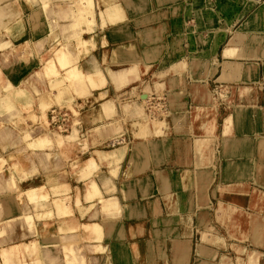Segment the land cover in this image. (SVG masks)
<instances>
[{
    "label": "crops",
    "instance_id": "crops-1",
    "mask_svg": "<svg viewBox=\"0 0 264 264\" xmlns=\"http://www.w3.org/2000/svg\"><path fill=\"white\" fill-rule=\"evenodd\" d=\"M80 2L0 0V250L12 264H264V0ZM150 98L165 114L146 129ZM54 107L72 115L69 158L36 147Z\"/></svg>",
    "mask_w": 264,
    "mask_h": 264
},
{
    "label": "bare ground",
    "instance_id": "bare-ground-1",
    "mask_svg": "<svg viewBox=\"0 0 264 264\" xmlns=\"http://www.w3.org/2000/svg\"><path fill=\"white\" fill-rule=\"evenodd\" d=\"M17 1V0H16ZM81 2H80V7L82 8V10H81V13H82V11H84L83 13H89L87 10H85V7H87V8H89L90 7V0H80ZM94 3V2H93ZM82 4H86V6L85 5H82ZM92 6V5H91ZM94 8H95V6H94ZM87 11V12H86ZM82 13V14H83ZM91 14V13H90ZM85 16V15H84ZM83 18V17H82ZM89 19H90V17H89ZM98 19V18H97ZM52 20V19H51ZM85 20H87V19H85ZM40 23V22H39ZM84 24V23H83ZM102 24V23H101ZM57 26V25H56ZM103 26V25H102ZM39 28V27H38ZM98 28V27H97ZM3 29V28H2ZM79 29V28H78ZM102 29V28H101ZM97 30V29H96ZM6 33V32H5ZM34 33V32H33ZM46 35V34H45ZM74 35V34H73ZM76 36V35H75ZM79 38V37H78ZM67 40H69V39H67ZM85 40V39H84ZM81 43H83L82 41H81ZM73 44V43H72ZM92 44V43H91ZM94 44V43H93ZM66 46V45H65ZM93 46V45H92ZM65 49V48H64ZM120 49V48H119ZM56 51V50H55ZM31 52V51H30ZM41 53H43V52H41ZM67 55V54H66ZM10 56V55H9ZM41 56V55H40ZM67 57V56H66ZM55 59L58 61V62H60L59 63V66L61 67V68H63V67H66V65L68 64L66 61H64L65 60V57H64V53L62 52V50H57L56 52H55ZM96 60V59H95ZM15 64V63H14ZM40 64V63H39ZM42 65V64H41ZM74 65V64H73ZM68 66V65H67ZM86 69V68H85ZM43 70V69H42ZM87 70V69H86ZM36 71V70H35ZM45 72H46V74H51V75H56L55 74V72H54V70H53V64H52V61L51 60H49L47 63H46V67H45ZM83 72V71H82ZM96 74V73H95ZM1 76V75H0ZM57 76V75H56ZM55 76V77H56ZM45 78H46V76H44ZM53 77V76H52ZM111 77V76H110ZM49 78V77H48ZM115 79V78H114ZM120 79V78H119ZM65 80H67V81H72V82H74V83H80V81H81V77H80V75L76 72V69L73 67V66H69V67H66V70H65ZM116 80V79H115ZM92 82V81H91ZM50 85V84H49ZM61 86V85H60ZM48 88V87H47ZM3 89V88H2ZM18 89V88H17ZM23 89V88H22ZM52 89V88H51ZM24 91V90H23ZM12 94V93H11ZM98 95H100V94H98ZM9 96V95H8ZM97 96V95H96ZM24 97V96H23ZM43 97H45V96H43ZM32 98V97H31ZM60 98V97H59ZM59 98L58 99H56V102H59ZM16 99V98H15ZM93 99V98H92ZM83 100V99H82ZM20 102H21V100H19ZM149 101V99H147L146 101H145V103L146 102H148ZM51 103V102H50ZM49 104V103H48ZM92 104V103H91ZM90 104V105H91ZM29 105V104H28ZM77 105V104H76ZM72 106V105H71ZM72 108V107H71ZM47 109V108H46ZM69 109V108H68ZM18 110V109H17ZM16 110V111H17ZM70 110V109H69ZM77 110V109H76ZM91 110V109H90ZM95 110V109H94ZM138 111V110H137ZM7 112V111H6ZM82 112V111H81ZM19 113V112H18ZM84 113V112H83ZM27 114V113H26ZM32 116V115H31ZM13 119V118H12ZM20 119V118H19ZM47 119V118H46ZM36 120V119H35ZM152 120H155V119H152ZM158 120V119H157ZM80 121V120H79ZM33 124V123H32ZM137 124V123H136ZM1 126V125H0ZM30 128V127H29ZM18 129V128H17ZM47 129V128H46ZM146 129H147V127H146ZM26 130V129H25ZM24 133V132H23ZM20 134V133H19ZM53 134H56V138L53 140L54 141V144L56 145V147L57 148H61V146H63V143H65L66 141H68V142H70V141H72L73 139H74V134H75V132L74 131H72L71 132V134H69V135H65V136H61L60 134H57V133H53ZM21 138V137H20ZM35 139V138H34ZM81 140V139H80ZM31 141V140H30ZM25 142H27V141H25ZM67 142V143H68ZM51 142H50V140L48 139V138H45V137H42V138H40V139H38L37 140V142H36V147L37 148H41V147H43V146H45V144H50ZM53 143V142H52ZM66 143V144H67ZM114 143V142H113ZM18 145V144H17ZM66 146V145H65ZM11 147V146H10ZM5 148V147H4ZM88 149V148H87ZM36 164V163H35ZM62 164V163H61ZM6 166V165H5ZM19 166V165H18ZM32 174V173H31ZM13 175V174H12ZM15 177V176H14ZM42 177V176H41ZM34 178V177H33ZM68 178V177H67ZM24 179V178H23ZM41 179V178H40ZM41 183V182H40ZM14 187V186H13ZM19 187V186H18ZM45 187V186H44ZM60 188V187H59ZM37 191H39V189H30V190H28V191H26L25 192V194H26V196H27V198H28V200H35L36 198H37V196H38V198L39 199H43L44 198V196H41V195H38L36 192ZM101 197H103V196H101ZM50 198V197H49ZM65 198V197H64ZM68 198V197H67ZM70 198V197H69ZM66 199V198H65ZM92 199V198H91ZM54 204H55V206H56V208H59V207H61L62 206V203L61 202H64V201H61V200H53L52 201ZM11 203V202H10ZM39 203V202H38ZM15 206V205H14ZM54 206V207H55ZM29 207V206H28ZM53 207V208H54ZM31 209V208H30ZM35 211V210H34ZM58 211V210H57ZM64 214H66V213H64ZM9 215V214H8ZM49 215V214H48ZM68 215H70V214H68ZM62 216V215H61ZM13 217V216H12ZM34 218V217H33ZM69 218V217H68ZM24 219V218H23ZM27 219V218H26ZM35 220V219H34ZM40 220V219H39ZM110 220V219H109ZM64 221V220H63ZM65 222V221H64ZM90 222V221H89ZM19 224V223H18ZM34 225V224H33ZM82 225V224H81ZM99 225V224H98ZM28 227V226H27ZM108 229V228H107ZM96 231H98V230H96ZM34 232V231H33ZM101 233V232H100ZM99 233V234H100ZM18 235V234H17ZM20 237V236H19ZM84 237V236H83ZM87 237V236H86ZM39 239V238H38ZM37 240V239H36ZM87 241V240H86ZM36 242V241H35ZM63 242V241H62ZM16 243V242H15ZM22 244V243H21ZM24 245V244H23ZM14 247V246H13ZM17 248V247H16ZM22 248H25V246H23ZM26 250V249H25ZM1 251V250H0ZM11 251V250H10ZM6 252V251H1L0 252V261L3 263V264H12V262L14 263V259H15V262L16 263H22L21 262V260L23 259V258H21L20 256H18L19 255V253L18 252H16V249H15V253L13 252V253H11V252ZM40 250H38V252H39ZM21 252V251H20ZM21 254H22V252H21ZM27 254V253H26ZM64 254V253H63ZM42 256V255H41ZM27 259V258H26ZM33 259V258H32ZM30 260V259H29ZM74 261V260H73ZM78 261V260H77ZM82 261V260H81ZM0 262V263H1ZM46 263V262H45ZM26 264V263H25ZM73 264V263H72Z\"/></svg>",
    "mask_w": 264,
    "mask_h": 264
},
{
    "label": "built area",
    "instance_id": "built-area-1",
    "mask_svg": "<svg viewBox=\"0 0 264 264\" xmlns=\"http://www.w3.org/2000/svg\"><path fill=\"white\" fill-rule=\"evenodd\" d=\"M162 102V99L153 100L152 98L146 102V111L150 116H152V118H156V116L153 115L158 113L157 117H161L165 114L164 103ZM72 120L71 112L65 108L54 107L47 112V126L49 131L53 133L60 135L68 133L72 126Z\"/></svg>",
    "mask_w": 264,
    "mask_h": 264
},
{
    "label": "rangeland",
    "instance_id": "rangeland-1",
    "mask_svg": "<svg viewBox=\"0 0 264 264\" xmlns=\"http://www.w3.org/2000/svg\"><path fill=\"white\" fill-rule=\"evenodd\" d=\"M197 2H198V0H197ZM197 2H195V3H197ZM83 12L84 11H82V13ZM217 90H218V92H214V97H216L218 100H221V101L227 100L228 96L226 95V93H224V91H223L224 89L222 90L221 88H218ZM56 103H59V102H56ZM162 103H164V101ZM145 105L147 107V104L146 103H145ZM59 108H61V107H59ZM158 114L153 115V116H156V118H159V117H157ZM156 118H152V116H150L147 113V111H146V117H145V120H144V128L146 127V124L156 123ZM152 119H155V120H152ZM65 135H68V134L67 133L61 134V136H65ZM74 136H75V134H74ZM41 137H45V138H48L51 141H53L56 138V134L46 132L45 134L41 135ZM75 140H76V138L74 137V139L72 141H70V142L66 141L65 143H63V146H61V148L64 149L63 152H65V158H67V157L69 158L71 151L74 150V148L76 146V141ZM97 154L98 153H96V155Z\"/></svg>",
    "mask_w": 264,
    "mask_h": 264
}]
</instances>
